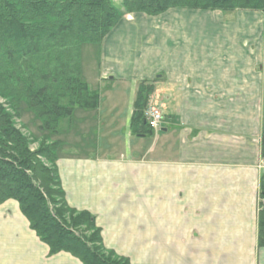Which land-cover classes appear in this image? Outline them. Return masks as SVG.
I'll return each instance as SVG.
<instances>
[{"label":"crops","instance_id":"obj_1","mask_svg":"<svg viewBox=\"0 0 264 264\" xmlns=\"http://www.w3.org/2000/svg\"><path fill=\"white\" fill-rule=\"evenodd\" d=\"M260 14L251 23L187 9L134 14L95 46L96 58L82 54L81 78L101 101L61 122L57 168L69 206L94 216L105 248L130 264H264ZM143 83L164 121L137 136ZM14 203L0 206V241L19 233V264H82L50 256L20 208L3 209Z\"/></svg>","mask_w":264,"mask_h":264},{"label":"trees","instance_id":"obj_2","mask_svg":"<svg viewBox=\"0 0 264 264\" xmlns=\"http://www.w3.org/2000/svg\"><path fill=\"white\" fill-rule=\"evenodd\" d=\"M264 15V0H0V206L15 201L50 256L67 253L82 264H130L107 250L94 216L69 206L57 168L61 142H51L77 109L101 101L81 78L83 45H100L126 15L158 17L170 10ZM152 87L141 84L132 127L145 123ZM25 103L46 133L37 142L18 127ZM258 242L264 247V174L260 184Z\"/></svg>","mask_w":264,"mask_h":264},{"label":"rangeland","instance_id":"obj_3","mask_svg":"<svg viewBox=\"0 0 264 264\" xmlns=\"http://www.w3.org/2000/svg\"><path fill=\"white\" fill-rule=\"evenodd\" d=\"M114 1L117 2V5H119L120 0H114ZM197 11H199V15L201 16V18L208 17V16L215 17V16H223V15H226V17H240L243 14H248V17H246L248 18V21H249L248 23L252 22L253 17L260 18L262 16L260 12L246 11V10H238L233 13H227V14L222 13L223 15L220 14L221 12L220 13L213 12L212 14H210L209 13L210 11H200V10H197ZM215 12H218V11H215ZM133 15L134 14L126 15L125 17L133 16ZM95 46L96 45H90V44L83 45L84 49L82 48V54L85 55L84 56L85 58L86 56L96 58L98 51ZM263 64H264V60H263ZM0 103H6V100L0 98ZM16 122H17L18 127L22 128L23 132L26 135L32 137L34 140H37V142L32 146V150H37L39 147V143L44 139V137L46 136V133L40 132V125H41L40 121L37 119L36 115L28 108V106L25 103H23L21 106V118L17 119ZM50 140L51 142H58L59 139H57V137L52 135L50 137ZM18 208L19 207H17V204L15 203L12 205L9 204L3 207L4 210L10 209L11 211L19 210ZM16 213L19 214L18 211H16ZM27 223L29 222L27 221ZM13 225L14 224H12L11 226ZM13 234L14 235L12 236L10 235V233H8L7 239L3 238V240L0 241L1 243L0 245V264H19V246H18L19 245V233L17 235V233L13 232ZM16 235H17L18 240L16 239Z\"/></svg>","mask_w":264,"mask_h":264},{"label":"built area","instance_id":"obj_4","mask_svg":"<svg viewBox=\"0 0 264 264\" xmlns=\"http://www.w3.org/2000/svg\"><path fill=\"white\" fill-rule=\"evenodd\" d=\"M144 119L145 123L153 131H159L164 121V117L160 109L153 105H149L145 110Z\"/></svg>","mask_w":264,"mask_h":264}]
</instances>
